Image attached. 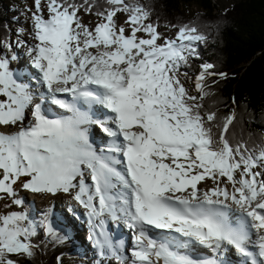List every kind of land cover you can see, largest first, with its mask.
<instances>
[{
  "label": "snow or ice",
  "instance_id": "1",
  "mask_svg": "<svg viewBox=\"0 0 264 264\" xmlns=\"http://www.w3.org/2000/svg\"><path fill=\"white\" fill-rule=\"evenodd\" d=\"M34 5L37 43L27 54L43 91L0 55V126L15 129L0 131V200H11L5 207H23L20 190L71 194L86 210L98 256L119 264H217L190 254V242L228 245L244 264H264V144H233L227 131L234 115L213 133L216 114L202 112L200 101L214 65L201 66L199 97L180 80L206 37L188 25L164 37L138 0ZM81 12L98 20L86 24ZM45 101L68 114H49ZM92 125L108 138L106 147L95 145ZM207 181L211 186L200 187ZM110 221L132 230L127 254L108 235ZM44 227L56 236L50 223ZM35 235L27 213L0 214V264L34 255Z\"/></svg>",
  "mask_w": 264,
  "mask_h": 264
},
{
  "label": "trees",
  "instance_id": "2",
  "mask_svg": "<svg viewBox=\"0 0 264 264\" xmlns=\"http://www.w3.org/2000/svg\"><path fill=\"white\" fill-rule=\"evenodd\" d=\"M138 2L149 11V21L158 25L161 32L166 28L177 31L179 26L188 25L206 37L199 44L198 55L189 59L188 67L200 74L202 65H214L210 71L216 75L206 77L208 95L200 101L202 112L216 114L213 133L218 134L224 119L234 115L227 131L233 144L245 143L249 148L264 144V0H237L225 11H218L214 0ZM96 3L105 5V0ZM194 6L199 7L195 15L191 10ZM24 20L18 7L9 0H0V55L13 51L12 38L15 39L16 28ZM9 43L10 48L4 46ZM200 95L197 92L196 96ZM29 213L36 218L34 208L29 207ZM54 230L56 236H49L43 229L36 230L31 257L11 258L17 264H86L75 258L78 243L69 239L65 230Z\"/></svg>",
  "mask_w": 264,
  "mask_h": 264
},
{
  "label": "rangeland",
  "instance_id": "3",
  "mask_svg": "<svg viewBox=\"0 0 264 264\" xmlns=\"http://www.w3.org/2000/svg\"><path fill=\"white\" fill-rule=\"evenodd\" d=\"M9 1L11 2V5L20 8V10L22 11V13L24 14V17H25V21H24V23H22L23 28L22 27L16 28V33L14 34L15 39L12 38V42H14V49H13L11 57H15V59H11L9 57L10 58V68L13 70L18 69V67H22L23 69H34L32 64H31V57L27 53H28L29 46L35 44V39L33 36L34 29H33V20H32V13L36 11L35 5H34L32 0H9ZM214 1H215V4L217 6L218 11H225L228 8H230L233 5V3L237 0H214ZM41 7L44 10L45 18H47L48 13H47L46 4H44L42 2ZM197 9H199V7L194 6L193 8H191V10L194 12V15L197 13L196 12ZM124 19H125V16L121 17V19L118 21V24L123 25L125 28H127V25L124 24ZM96 21L97 20L95 18L91 17L89 14H83V16H82V22H84L86 24L95 23ZM161 34L164 37H169V38H174L176 36L175 30L168 29V28L164 29L163 33H161ZM180 72H181V75H180L181 82L188 89V91L191 95H195L196 91H197L195 89V83H194L195 76L193 74L184 75L185 72H183L181 70H180ZM28 73H30V72L27 71V74ZM26 81H29V80H26ZM34 88L38 89V86L35 85ZM14 130L15 129L12 126H8L7 128L0 126V131H3V132H10V131H14ZM211 183H212L211 181L202 182L200 187L211 186ZM17 188H19L18 185H17ZM23 195L27 196L30 200L34 201L35 206L33 205V207L37 211L41 212V216L43 218H47L48 221L52 217V215H51L52 210H56L58 212L65 211V214H67V216L70 218L69 213L66 209L69 206V202H71V203L74 202L75 204H77V209L81 208L84 210V208L81 207L72 198L71 194H64V193H59L57 195L38 194L36 196V198H34V196H32L31 194L26 195L25 191L20 190L21 198ZM6 204H11V200L7 199V198L4 200H0V214H5V213L9 212V211H7V207H5ZM8 209L23 211V212L25 211L24 207L17 206V205H12V207L8 208ZM25 213H26V211H25ZM70 220H71V218H70ZM53 221H54V219H53ZM73 222H75L77 224L75 226V229H76L77 226L79 225V222L76 219L73 220ZM37 226H39V224ZM83 227L85 229L84 225H83ZM68 236H70L69 233H68ZM77 236H79V234H76V237L73 236V238H76V240H78ZM79 242L81 243V248H79V250H77L75 252V254H76L75 258H77L79 260H83V261L85 260L86 264L87 263H89V264H107V262H99L97 259H93L94 257H92V258L85 257V251L83 250V246H89V243L87 241L86 236L79 237ZM112 259L116 264H119V262L115 258H112ZM89 261H91V262H89Z\"/></svg>",
  "mask_w": 264,
  "mask_h": 264
},
{
  "label": "bare ground",
  "instance_id": "4",
  "mask_svg": "<svg viewBox=\"0 0 264 264\" xmlns=\"http://www.w3.org/2000/svg\"><path fill=\"white\" fill-rule=\"evenodd\" d=\"M35 69V68H34ZM27 74V73H26ZM28 74H30V73H28ZM33 86V85H32ZM93 134V138L95 139V140H98V141H104L105 140V137L104 136H106V135H100V133H97V132H93L92 133ZM83 229H84V227H83V225L82 224H80V233H82V231H83ZM77 238L79 239V236H77ZM85 250L87 251V249L85 248ZM86 251H85V253H86Z\"/></svg>",
  "mask_w": 264,
  "mask_h": 264
}]
</instances>
